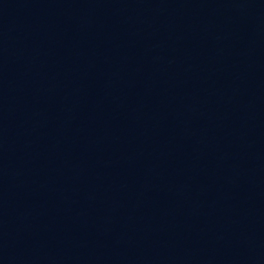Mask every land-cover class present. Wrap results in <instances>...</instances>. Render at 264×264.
<instances>
[{
	"label": "water",
	"instance_id": "water-1",
	"mask_svg": "<svg viewBox=\"0 0 264 264\" xmlns=\"http://www.w3.org/2000/svg\"><path fill=\"white\" fill-rule=\"evenodd\" d=\"M0 264H264V0H0Z\"/></svg>",
	"mask_w": 264,
	"mask_h": 264
}]
</instances>
